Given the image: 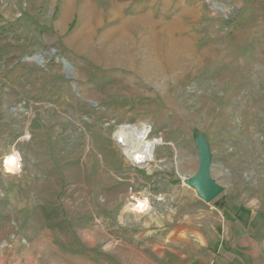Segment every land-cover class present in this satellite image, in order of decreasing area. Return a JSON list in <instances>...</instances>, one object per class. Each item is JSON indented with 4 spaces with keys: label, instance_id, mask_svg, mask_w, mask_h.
Returning a JSON list of instances; mask_svg holds the SVG:
<instances>
[{
    "label": "rangeland",
    "instance_id": "obj_1",
    "mask_svg": "<svg viewBox=\"0 0 264 264\" xmlns=\"http://www.w3.org/2000/svg\"><path fill=\"white\" fill-rule=\"evenodd\" d=\"M119 128L147 130L144 166ZM258 220L264 0H0V264H154L180 225Z\"/></svg>",
    "mask_w": 264,
    "mask_h": 264
},
{
    "label": "crops",
    "instance_id": "obj_2",
    "mask_svg": "<svg viewBox=\"0 0 264 264\" xmlns=\"http://www.w3.org/2000/svg\"><path fill=\"white\" fill-rule=\"evenodd\" d=\"M262 220L231 225L219 236L204 235L195 224L180 225L178 235L156 244L154 264H264Z\"/></svg>",
    "mask_w": 264,
    "mask_h": 264
},
{
    "label": "bare ground",
    "instance_id": "obj_3",
    "mask_svg": "<svg viewBox=\"0 0 264 264\" xmlns=\"http://www.w3.org/2000/svg\"><path fill=\"white\" fill-rule=\"evenodd\" d=\"M137 20L138 19L134 20L133 22L131 21V22L134 23L135 25L137 24L139 26L144 23L143 19H141L139 21H137ZM180 44L177 42H175V43L170 42V48H169L170 51L167 50V58H166V62H167V64H170V66H173L172 63L175 60V57L178 56V54H180V50L182 49V46H184L183 44L182 45H180ZM152 55L156 58V61H157L158 58L160 57V51H158V49H155V51ZM145 68L146 69L144 70V73H146L148 76H150L151 74H153V76L158 75L157 68H155L153 66L150 67V65H147ZM135 132L143 134L142 135L143 139L141 142H140L139 137L135 134ZM146 139H147V130L146 129L130 131V130H127L125 128H119L117 131L116 142L120 146L122 153L127 160H129L132 164H134V166L135 165L144 166L146 164V162L148 161L147 156H146V160H143L140 158L139 153L141 155L143 154V156H144V153L140 150V148H141V145L146 141Z\"/></svg>",
    "mask_w": 264,
    "mask_h": 264
},
{
    "label": "water",
    "instance_id": "obj_4",
    "mask_svg": "<svg viewBox=\"0 0 264 264\" xmlns=\"http://www.w3.org/2000/svg\"><path fill=\"white\" fill-rule=\"evenodd\" d=\"M34 60L41 63V57L36 56ZM198 196L205 202L214 199L220 192L221 188L212 180L209 153L203 143L199 144L198 168L195 175L188 180Z\"/></svg>",
    "mask_w": 264,
    "mask_h": 264
},
{
    "label": "clouds",
    "instance_id": "obj_5",
    "mask_svg": "<svg viewBox=\"0 0 264 264\" xmlns=\"http://www.w3.org/2000/svg\"><path fill=\"white\" fill-rule=\"evenodd\" d=\"M141 208L143 207V206H140Z\"/></svg>",
    "mask_w": 264,
    "mask_h": 264
}]
</instances>
